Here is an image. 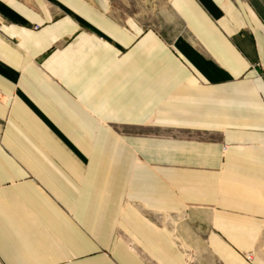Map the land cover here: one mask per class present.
<instances>
[{
    "label": "crops",
    "instance_id": "crops-1",
    "mask_svg": "<svg viewBox=\"0 0 264 264\" xmlns=\"http://www.w3.org/2000/svg\"><path fill=\"white\" fill-rule=\"evenodd\" d=\"M0 264H264V0H0Z\"/></svg>",
    "mask_w": 264,
    "mask_h": 264
}]
</instances>
